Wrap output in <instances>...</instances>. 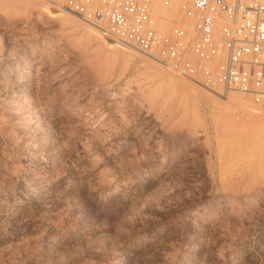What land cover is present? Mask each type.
I'll return each mask as SVG.
<instances>
[{"label":"rangeland","instance_id":"374dc122","mask_svg":"<svg viewBox=\"0 0 264 264\" xmlns=\"http://www.w3.org/2000/svg\"><path fill=\"white\" fill-rule=\"evenodd\" d=\"M155 12L169 32L177 5ZM263 163L249 96L0 0V264H264Z\"/></svg>","mask_w":264,"mask_h":264},{"label":"built area","instance_id":"2783aa9c","mask_svg":"<svg viewBox=\"0 0 264 264\" xmlns=\"http://www.w3.org/2000/svg\"><path fill=\"white\" fill-rule=\"evenodd\" d=\"M176 75L264 106V0H58ZM178 7L169 32L155 5Z\"/></svg>","mask_w":264,"mask_h":264},{"label":"bare ground","instance_id":"6f19581e","mask_svg":"<svg viewBox=\"0 0 264 264\" xmlns=\"http://www.w3.org/2000/svg\"><path fill=\"white\" fill-rule=\"evenodd\" d=\"M155 9V8H154ZM74 15V14H73ZM78 18V17H77ZM71 20V19H70ZM73 22V21H72ZM64 23V22H63ZM66 23H67V21H66ZM65 23V24H66ZM78 23V22H77ZM139 52V51H138ZM142 54V53H141ZM160 86V85H159ZM158 86V87H159ZM124 92V91H123ZM127 92V91H126ZM233 92V91H232ZM230 93V92H229ZM229 93H227V94H229ZM125 94V93H124ZM123 95V94H122ZM134 100V99H133ZM132 100V101H133ZM256 105V104H255ZM257 106H259V105H257ZM256 147V146H255ZM245 148V147H244ZM243 149V148H242ZM241 152V151H240ZM236 154V153H235ZM259 154V153H258ZM238 156V155H237ZM230 158V157H229ZM235 158V157H234ZM240 161V160H239ZM228 162V161H227ZM238 165V164H237ZM261 165V164H260ZM262 167V169L264 168V163H263V165L261 166ZM229 168V167H228ZM231 169V168H230ZM233 170V169H232ZM252 171V170H251ZM239 172V171H238ZM236 178H237V176H236ZM234 182V181H233ZM237 183V182H236ZM234 184V183H233ZM238 184V183H237ZM234 187V186H233ZM237 189V188H236ZM247 189H248V187H247ZM249 191H250V195H258V194H261L262 195V197L264 196V176L263 177H257V176H254V178H253V180H252V182H251V186H250V189H249ZM249 194V193H248ZM249 195V196H250ZM260 198V197H259ZM233 206V205H232ZM263 214V213H262ZM259 230V229H258ZM261 230V229H260ZM262 235V234H261ZM256 239V238H255ZM249 248V247H248Z\"/></svg>","mask_w":264,"mask_h":264}]
</instances>
